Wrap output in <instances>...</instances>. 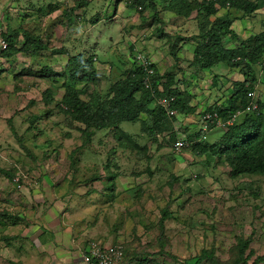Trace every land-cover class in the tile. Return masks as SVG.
Wrapping results in <instances>:
<instances>
[{
	"label": "rangeland",
	"instance_id": "obj_1",
	"mask_svg": "<svg viewBox=\"0 0 264 264\" xmlns=\"http://www.w3.org/2000/svg\"><path fill=\"white\" fill-rule=\"evenodd\" d=\"M149 2L0 0V34L10 37L13 48L24 47L27 40L22 32L18 37L14 36L15 31L30 30L34 36L27 43V48L8 56L0 48V178L5 183L8 179L10 185L20 189L13 180L17 172L28 176L34 171L47 172L58 185L63 186L66 197L70 195L68 186L71 189L72 184L78 185L84 192L78 204L82 206L90 202L88 205L92 206L88 224L90 220L91 225H97L96 222L103 218L104 213L103 223L113 229L109 232V240L104 241L102 235L91 238L123 245L126 254L123 264H184V260L200 254L202 250L213 252L218 263L208 258L200 264H242L237 259L239 249L245 242L249 243L245 254L252 250L249 262L264 264V173L233 175L231 167L213 154L214 148L202 149L200 156L194 147L178 149L176 146L178 139L197 141L194 134L202 131V120H197L199 115L202 119L201 113L169 117V128L160 130L157 139L152 140L141 130L139 122L122 124V128L133 135L131 141L118 140L114 136L115 127L106 128L93 138L94 143L98 142L97 152L103 156L99 163H96L97 157L80 158L86 147L81 145L83 140L79 131L76 136H72L73 140L57 145L51 141L47 126L45 128L42 125L43 114L53 111L52 116L45 117V122L53 125L58 138L62 132L56 126L60 123L75 127L68 116L71 110L66 109L67 104L62 100L67 83L75 85L80 98L92 108H117L115 98L118 84L133 76L137 52L143 51L150 55L153 37L154 40H165L171 44L176 43L173 39L177 40L180 34L185 37L179 39L180 42L191 38L195 40L196 36L193 35L197 29L190 30L191 19L186 15L177 17L176 13L181 14L178 11L181 10L180 6L184 11L189 6V14L194 15L202 0L197 1V4L192 0L187 7L183 3L179 5L176 0H163L162 7L168 4V9L172 10V14L167 16L164 15L165 11H158V5L152 0L157 8L154 18L150 17L154 12ZM157 2L161 6L162 2ZM218 7L221 9V6ZM73 8L74 11H71ZM115 9L120 13L125 37L115 38L116 48L111 49L112 38L121 36L120 21H114ZM191 15L190 18L197 19ZM199 15L200 12L198 18ZM205 18L206 15L202 13V23L206 22ZM112 22L115 23L113 28L109 27ZM73 24L81 32L90 26L79 43L80 52L95 53L90 55L98 73L94 80L70 79L66 75L69 74L65 70L66 61L52 58V52H49L51 48L27 51L40 42L37 35L40 29H46L47 35L53 33L56 40L60 41L69 36L67 28ZM158 29L170 32L171 36L162 37ZM47 35H44V40H49ZM138 39L140 44L136 42ZM48 44L58 45L51 39ZM166 45L163 49L165 52L168 51ZM249 59L238 66L239 72L247 74L255 83L260 81L257 96L264 108V56L255 57V61ZM189 60L185 54L181 62L188 70L183 74L197 69L199 79L194 84L202 90V71L197 65L190 67L187 64ZM159 61L166 69L161 74L163 77L157 88L159 93L166 96L158 95L157 88L154 89L156 98L147 104L150 108H159V96L168 98L166 74H172L171 70H175L171 64L173 58H161ZM49 62L53 64V72L58 73L49 78L40 77L41 69L49 66ZM194 86L193 89L199 92ZM52 98V101L48 100ZM134 98H140V91L134 94ZM130 108H138V105L132 101ZM141 117L145 118L146 115L142 114ZM243 119L244 114L238 120ZM64 130L70 131L67 126ZM223 133L221 128H214L208 132L207 139L197 142L205 147L207 141H219ZM113 172L117 173V177L109 180ZM28 179L22 182L23 187L33 186ZM116 183L119 193L111 191L109 195L111 198L117 197L118 202H110V210L104 211L100 207H107V194L93 195L90 191L101 190L104 184ZM2 185L4 183L0 181Z\"/></svg>",
	"mask_w": 264,
	"mask_h": 264
},
{
	"label": "crops",
	"instance_id": "obj_2",
	"mask_svg": "<svg viewBox=\"0 0 264 264\" xmlns=\"http://www.w3.org/2000/svg\"><path fill=\"white\" fill-rule=\"evenodd\" d=\"M186 1H188L187 3L189 4L192 0ZM195 1L197 4L199 0ZM159 2H162L161 6L157 0H155L159 12L165 11L164 15L166 16L172 14V10L168 9V4L162 7L163 0H159ZM244 5L248 7L244 9ZM218 6H221L222 11H225L221 12ZM216 8L217 12L215 14L207 16L211 22L209 20L207 21V18H205L206 22L202 23L201 12L198 18L199 9L196 13L197 16L196 14H192L193 18L197 17V19L190 18L191 14L188 15V19H191L189 20V25H191L189 26L190 30L196 28L198 32L195 31V35L192 34L193 36L199 35L201 33V27H203V25L204 27L210 25L216 18L230 19L229 28L234 32V35L228 34L222 37L226 49L237 48L242 42H250V40L257 38L259 35H264V0H247V3H243L237 7L232 5L222 6L219 4L216 5ZM86 11H88V6H86ZM176 14L177 17H184L182 11L181 14ZM114 15V21H120L121 36L112 38L113 43L111 49L116 48V39H124L125 37L122 33L123 28L121 17H119L120 13L116 11ZM140 21H143V19H140ZM114 24L115 23L112 22L109 27H115ZM140 26L141 25H138L137 27ZM88 27L90 28V26ZM87 29L84 31L86 32ZM67 30L69 31L67 34L70 37L67 36L66 39L62 38L60 41L56 40L53 33L47 35L46 29L44 31L41 29L39 30L37 35L40 36L46 48H51L49 52H52V58L64 59V61H66V66L67 61L71 57H76L80 54L86 56L95 54L92 51L87 54L80 52L79 40L85 32L79 31L75 24L70 25ZM169 33H166L167 37L171 36ZM44 35H47L49 40L51 39L58 45L48 44L49 40L48 38L44 40ZM75 36L78 37L74 39ZM180 36L185 38L181 34ZM153 40L154 37L152 38L150 47V56L155 62L158 72L162 74L166 69L159 61L161 58H173L174 62L171 64L174 66L175 70L171 71L172 75L175 77V81L171 87L188 91L192 95L191 104L194 108L188 115L184 116H192L193 114L201 113L202 119L199 115L197 120H200V122L202 120V126L204 113L210 110L212 106L227 105L229 98L239 87V83L245 81V73L242 71L239 72V67L237 65L216 62L210 68H202L200 65L195 64L194 54L198 46L197 39H186L187 41L184 40L180 42L178 38L177 40L174 38L173 40L176 41L175 44L178 50L177 56L172 55L170 42L166 43L165 40H163L164 42ZM136 42L140 44L139 39ZM160 43L167 44V52L163 50L165 44L163 45ZM130 46L131 45H129V47ZM55 50H61V52H54ZM112 53L115 54L114 50H112ZM185 54L188 55L190 59L187 64H189L190 67L197 65L200 71H202V79H200L202 81V90L201 88H197L194 84L199 79L197 76V69L187 71L186 74H183L188 70L181 62L185 58ZM176 63H178V66H175ZM48 65L52 70H55L52 62H49ZM191 74L193 76L190 77ZM259 82H257V86H259ZM193 86L195 89H198L199 92L195 91ZM52 87L53 86H51V88ZM52 113L53 111L46 115L43 114L44 121L42 123L45 128L47 126L51 141H54L58 145V143L61 144V142L65 144L66 140H73L72 136H76L78 130L75 129V127L73 128L63 123L56 126L60 128L62 134L59 138L55 135V129L52 127L53 125L45 122V117L48 118L52 116ZM73 124L76 125V123ZM77 125H79V123H77ZM66 126L70 131L64 130ZM103 130L104 129H96L89 141H86L82 136L83 141L81 145L86 148L80 157L81 159H93L97 157L96 163L103 160L101 159L102 154L97 152L96 145L98 142L94 143L93 141L94 136L97 134L100 135ZM99 142H101V140H99ZM76 144L77 143H75V145ZM92 146L94 150H92ZM81 148H78V150ZM102 168H104V165ZM103 171L104 169L101 173ZM32 177H34V179H31ZM28 178L29 182L33 185V189L31 186H24L19 190L15 186L10 185L8 179V182L5 183V180L0 178L2 184L4 183V185L0 186V264H83L82 255L88 250L89 241L93 240V237H100V235H102L104 241L109 240V232L113 231L108 224L103 223L104 213L102 215L103 218L96 222L98 223L97 225H91L90 220L88 224V214L91 212L92 206L88 205L91 204L90 202L86 205L84 203L82 206L78 204L82 201V194L84 193H82L83 190L81 188L77 187L78 185L72 184L71 189L70 186H68L70 195L66 197L64 196L66 190L63 191V186L58 185V182L52 179L53 176L47 172L34 171L33 174H29ZM72 188L74 189L72 190ZM118 189L119 186L117 183L113 187H111L110 184H104L101 190L94 189L91 190L90 193L93 195L95 193L107 194V207L104 205L105 201L103 202L104 206L100 207L104 211H107L110 210V207H108L110 202H118V198H111L112 196L109 195V192L113 191L119 193ZM99 241L104 242L102 240Z\"/></svg>",
	"mask_w": 264,
	"mask_h": 264
},
{
	"label": "trees",
	"instance_id": "obj_3",
	"mask_svg": "<svg viewBox=\"0 0 264 264\" xmlns=\"http://www.w3.org/2000/svg\"><path fill=\"white\" fill-rule=\"evenodd\" d=\"M176 2L179 5L183 3L186 7L189 5L186 3V0H176ZM149 3L152 9L151 11L154 12L151 17L154 18L157 13L156 5L154 2H152V0H150ZM243 3H247V0H202L198 9L199 12L204 13L207 17L217 12L216 5H232L237 7ZM180 7L183 15L188 16L191 7L188 6L186 11L182 10V6ZM246 7L248 6L244 5V9H246ZM70 10L74 11V8ZM70 20L72 21L73 19L70 18ZM229 21L230 19L216 18L210 25L206 27L203 25V27H201V33L194 37L198 40V46L196 47L194 54L195 64L200 65L202 68H210L216 62H224L226 64L239 66L243 64L244 61L249 59L250 56L252 57L251 60L253 61H255V57L258 58L261 55L262 57L264 56V35H259L257 38L250 40V42H242L237 48L226 49L222 37L228 34L234 35V32L229 28ZM20 32H22L24 38L27 39L24 47L22 46L20 49L13 48L12 44H10V37L5 34L6 39L9 41L8 48L3 50L6 56L21 49L27 48V43L34 39V36L30 30H17L15 31L14 36L18 37ZM158 32H160L162 37L167 36V34L161 29H158ZM38 39L40 42L37 44L35 43V48L32 50L31 48H28L27 51H37L36 49L39 50L46 48L40 36ZM178 39L185 38L180 36ZM175 45V43L171 44L172 55H175ZM54 52H61V50H55ZM135 63L136 70L133 72V76L122 80L118 84L115 98L117 108H92L88 102L80 98L76 86L72 83H67L62 100L64 101L63 103L67 104L66 109L71 110L68 116L70 117L72 123H79V125H75V129L81 133V137L83 136L86 141L90 140L96 129H106L112 126L115 127L114 136L118 140H133V135L129 132H126L121 126L124 121L131 123L139 122L141 130L151 140L157 139L158 135L160 134V130L169 128V117L179 116V114L188 115L194 108V106L191 104L192 95L188 91L171 87L175 81V77L171 73L166 74L165 80H167L168 86V93L166 94L167 97L175 98V100L171 103L170 108L176 110L177 113L174 115H169L167 112L168 110L160 104L158 105L159 108H150L147 104H149L152 99L155 100L156 95L153 93L156 91L150 90V88L145 86L142 66L138 65L136 61ZM155 66L156 65L154 64V67ZM65 70L69 72V74L66 73V75H69L70 79L73 77L81 80H94L98 75L93 59L90 56L84 57L82 54L76 57H71L66 63ZM52 74L57 73H54L52 68L49 66H44L41 69L39 76L49 77ZM162 77L163 75H161L157 70V76L153 84L154 89L157 88ZM250 81V77L245 74V81L239 83V87L229 98L227 105L212 106L210 110L206 111V113L216 112L224 121L230 119L233 120L232 124L226 126L225 128H221L224 133L219 141H207L204 144L205 147H202L200 142L197 141L202 140L204 133L203 131L194 134V138L197 140L196 142L193 140L188 141L183 139L184 141H187L185 147H194L196 154L200 156H202L203 153L202 149L208 150L214 148L215 151H213V154L216 155V157L218 156L221 158L231 167V172L233 175H240L243 173H264L263 102L260 98H258L259 113L256 111L253 113L244 111L250 101L248 92L255 89V85L257 84L252 81L253 84L250 85ZM138 91H140V100L134 98V94ZM158 95L166 96L162 92H160ZM48 100L52 101L53 98ZM132 101L138 105V108H130ZM240 111H244V119L242 121H239V115H236ZM142 114H145L146 117H141ZM167 119L168 121H166ZM211 126L212 128L216 126L220 127L215 122H213ZM119 143L121 142L119 141ZM135 144L138 145L139 143L136 141ZM108 169L110 170L111 168L108 167ZM112 174L113 175L110 174L109 180H111V178L115 179V177H117V173L113 172ZM110 184H112V182H110ZM110 186L113 187L114 184ZM248 247V242H245L241 245L239 249V257L237 259L238 263L252 264L249 262L252 250L249 254H245ZM208 258H211L216 263H218V260L216 259L213 252L202 250L200 254L184 260V264H200Z\"/></svg>",
	"mask_w": 264,
	"mask_h": 264
},
{
	"label": "built area",
	"instance_id": "obj_4",
	"mask_svg": "<svg viewBox=\"0 0 264 264\" xmlns=\"http://www.w3.org/2000/svg\"><path fill=\"white\" fill-rule=\"evenodd\" d=\"M9 46V42L5 36L0 34V48L2 50L7 49ZM135 61L138 65L142 66L143 69V77L145 80V86L150 88V90L154 91L153 84L157 76L156 66L154 67V61L152 58L147 55L145 52H138L135 55ZM250 85L253 84L252 81L249 82ZM153 88V89H152ZM248 96L250 97L249 104L245 108L246 112H260L259 111V102L258 96L256 92V88L250 90L248 92ZM175 100L174 97H168L167 99H163L161 96L158 98L159 104L165 107L168 111L169 115L176 114V110L171 109V103ZM240 112H238L239 114ZM236 114V115H238ZM235 115V116H236ZM204 129L207 130L210 127V124L215 122L221 127H226L233 123V120L224 121L216 112H208L204 114ZM187 142L184 140H178L176 142V146L178 149L186 146ZM27 177L26 174L22 172H17L14 176L13 180L17 184L18 188L22 187V182ZM125 249L121 244H113V243H104L97 240H90L88 245V250L82 255L83 264H123L125 258Z\"/></svg>",
	"mask_w": 264,
	"mask_h": 264
},
{
	"label": "clouds",
	"instance_id": "obj_5",
	"mask_svg": "<svg viewBox=\"0 0 264 264\" xmlns=\"http://www.w3.org/2000/svg\"><path fill=\"white\" fill-rule=\"evenodd\" d=\"M4 36H5V35H4ZM8 42H9V41H8ZM1 50H2V49H1ZM5 50H6V49H5ZM139 52H143V51H139ZM137 53H138V52H137ZM137 53H136V54H137ZM145 53H146V52H145ZM136 54H135V55H136ZM146 54H147V53H146ZM150 57H151V56H150ZM155 65H156V64H155ZM156 69H157V68H156ZM255 88H256V92H257V88H258L257 84L255 85ZM243 112H244V111H240V113H239L238 115L240 116V115L244 114ZM205 113H206V112H205ZM205 113H204V114H205ZM245 113H246V112H245ZM250 113H253V112H250ZM239 116H238V118H239ZM203 117H204V115H203ZM217 127H218V126L212 128V126H211V124H210V127H209L207 130H205V129H204V118H203V126H202L201 130H202L204 133H203V138H202V139H207V138H208V136H207L208 132H209L210 130L214 129V128H217ZM219 128H222V127L220 126ZM179 140H183V139H179ZM177 141H178V140H177ZM177 141H176V142H177ZM186 142H187V141H186ZM184 147H185V146H184ZM184 147H183V148H184ZM26 178H28V176H27ZM26 178H25V179H26ZM16 185H17V184H16ZM22 187H23V184H22ZM22 187H21V188H22ZM21 188H20V189H21ZM20 189H19V190H20Z\"/></svg>",
	"mask_w": 264,
	"mask_h": 264
}]
</instances>
